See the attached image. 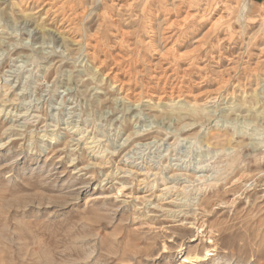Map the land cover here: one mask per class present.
Masks as SVG:
<instances>
[{"label": "rangeland", "instance_id": "obj_1", "mask_svg": "<svg viewBox=\"0 0 264 264\" xmlns=\"http://www.w3.org/2000/svg\"><path fill=\"white\" fill-rule=\"evenodd\" d=\"M0 264H264V0H0Z\"/></svg>", "mask_w": 264, "mask_h": 264}, {"label": "bare ground", "instance_id": "obj_2", "mask_svg": "<svg viewBox=\"0 0 264 264\" xmlns=\"http://www.w3.org/2000/svg\"><path fill=\"white\" fill-rule=\"evenodd\" d=\"M188 261H189V260H187V259H184V263H188ZM191 261H192V260H191Z\"/></svg>", "mask_w": 264, "mask_h": 264}]
</instances>
